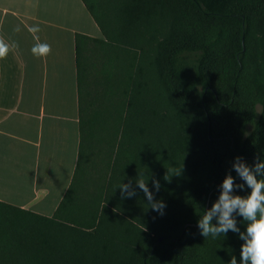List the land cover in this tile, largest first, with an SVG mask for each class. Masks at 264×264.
<instances>
[{
	"label": "trees",
	"instance_id": "obj_1",
	"mask_svg": "<svg viewBox=\"0 0 264 264\" xmlns=\"http://www.w3.org/2000/svg\"><path fill=\"white\" fill-rule=\"evenodd\" d=\"M82 2L105 39L77 36L84 197L66 207L73 184L53 217L0 202V264H239V234L206 239L198 220L235 157L264 160V0ZM112 70L115 101L98 104Z\"/></svg>",
	"mask_w": 264,
	"mask_h": 264
},
{
	"label": "crops",
	"instance_id": "obj_2",
	"mask_svg": "<svg viewBox=\"0 0 264 264\" xmlns=\"http://www.w3.org/2000/svg\"><path fill=\"white\" fill-rule=\"evenodd\" d=\"M19 27L20 32L14 28ZM39 31H30L33 27ZM80 46L105 40L82 0H0V202L53 217L83 199L75 180L82 144L77 73ZM51 53L36 58L37 43Z\"/></svg>",
	"mask_w": 264,
	"mask_h": 264
},
{
	"label": "clouds",
	"instance_id": "obj_3",
	"mask_svg": "<svg viewBox=\"0 0 264 264\" xmlns=\"http://www.w3.org/2000/svg\"><path fill=\"white\" fill-rule=\"evenodd\" d=\"M39 30L38 26L30 29L33 33ZM14 31L20 32L21 29L17 26ZM9 50V45L0 41V59H5ZM31 51L38 59L46 57L51 53V45L38 42ZM232 170L236 176H233L231 171L228 172L219 186L218 199L210 208L204 209L198 220L200 234L207 239L209 236L225 237L229 231L238 233L239 239L243 241L239 264H264V160L258 155L255 164L251 165L243 157L237 156L232 162ZM167 177L168 175L165 176V180L170 181ZM237 177L241 183L236 182ZM135 184L143 191L149 208L163 215L167 205L163 200L155 198V193L161 189L159 180H152L155 192L150 190L148 181L146 182L140 174L135 179ZM117 188L121 190L123 199L137 195L131 180L127 184L122 182ZM245 188L250 189V192L247 195H240L239 192ZM237 217L242 218L246 230L241 231ZM230 264H238L235 256H232Z\"/></svg>",
	"mask_w": 264,
	"mask_h": 264
},
{
	"label": "rangeland",
	"instance_id": "obj_4",
	"mask_svg": "<svg viewBox=\"0 0 264 264\" xmlns=\"http://www.w3.org/2000/svg\"><path fill=\"white\" fill-rule=\"evenodd\" d=\"M102 81H103V83H101L102 91L101 90L99 91V88H98V92H96V94L99 97V99H98L99 103L98 104H100L102 101V102H106L107 105L109 106L110 104H112L115 101V97L113 96L110 98V94L108 93V92L114 91V87L117 83V76H116L115 70H112L110 77H109V80L107 78L106 82H105V79H103ZM95 83H97V82L95 81ZM105 108H106V106L103 105V107L101 109H105ZM102 115H105V112H103ZM103 117L104 116H102V119H103Z\"/></svg>",
	"mask_w": 264,
	"mask_h": 264
},
{
	"label": "water",
	"instance_id": "obj_5",
	"mask_svg": "<svg viewBox=\"0 0 264 264\" xmlns=\"http://www.w3.org/2000/svg\"><path fill=\"white\" fill-rule=\"evenodd\" d=\"M160 240H162V238H160Z\"/></svg>",
	"mask_w": 264,
	"mask_h": 264
}]
</instances>
